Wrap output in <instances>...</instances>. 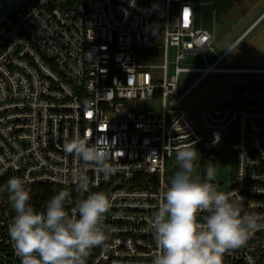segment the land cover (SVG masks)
Returning <instances> with one entry per match:
<instances>
[{
  "label": "built area",
  "instance_id": "obj_1",
  "mask_svg": "<svg viewBox=\"0 0 264 264\" xmlns=\"http://www.w3.org/2000/svg\"><path fill=\"white\" fill-rule=\"evenodd\" d=\"M156 39L159 57L153 55ZM213 43V34L196 28L192 0H27L6 18L0 25L2 264H21L8 235L15 212L7 181L18 177L28 189L50 185L77 192L72 175L83 162L64 150L76 138L108 150L116 168L108 179L95 166L86 171L89 192H103L111 202L104 221L108 240L91 250L86 264H152L157 249L149 225L170 186L167 160L184 144L204 154L222 145L231 149L237 172L223 192L264 225V110L250 94L234 99L231 108L182 110L211 74H264L219 69L228 53L208 65L205 54H215ZM191 55H200L206 67L181 68ZM184 72L200 79L179 97ZM157 95L160 114L137 108ZM222 264H264V227L244 246L226 251Z\"/></svg>",
  "mask_w": 264,
  "mask_h": 264
},
{
  "label": "clouds",
  "instance_id": "obj_2",
  "mask_svg": "<svg viewBox=\"0 0 264 264\" xmlns=\"http://www.w3.org/2000/svg\"><path fill=\"white\" fill-rule=\"evenodd\" d=\"M64 150L83 162L72 175L81 198L73 201L69 191L61 190L45 211H37L24 179L11 177L6 183L15 212L8 235L21 264H86L91 250L108 240L104 221L111 202L103 192H89L86 171L95 166L108 179L116 171L110 153L80 138L66 143ZM197 153L193 143L176 150L177 170L149 225L157 249L152 264H222L226 251L244 246L252 233L264 227L259 223L262 217L242 214L240 202L218 190L213 183L215 166L206 169L204 179L195 173ZM200 213H206L202 220Z\"/></svg>",
  "mask_w": 264,
  "mask_h": 264
},
{
  "label": "rangeland",
  "instance_id": "obj_3",
  "mask_svg": "<svg viewBox=\"0 0 264 264\" xmlns=\"http://www.w3.org/2000/svg\"><path fill=\"white\" fill-rule=\"evenodd\" d=\"M195 24L197 29L214 35L213 48L221 55L246 32L263 14L264 0H238L226 17H217L213 7L202 0H195ZM207 64L212 65L216 55L207 52ZM175 50H169L168 74L174 75ZM206 64L200 55L187 56L182 62L183 69H203ZM219 69L264 70V18H262L226 55ZM200 78L199 73L184 72L178 77V96L185 92ZM264 83V74L215 73L202 80L187 96L182 110L214 109L223 103L233 102L245 94H250L260 110H264V92L250 88L251 83ZM170 100V99H169ZM161 96L152 103H136L143 112L154 111L160 114ZM194 119V116L191 115ZM197 123V122H196ZM198 124V123H197ZM199 125V124H198ZM200 133L209 139L208 133L201 127ZM176 154L166 163V172L170 182L175 173ZM215 166L216 179L213 181L218 190L227 189L237 172L236 159L229 147H222L215 152L204 154L200 150L194 165V171L201 179L208 167Z\"/></svg>",
  "mask_w": 264,
  "mask_h": 264
},
{
  "label": "trees",
  "instance_id": "obj_4",
  "mask_svg": "<svg viewBox=\"0 0 264 264\" xmlns=\"http://www.w3.org/2000/svg\"><path fill=\"white\" fill-rule=\"evenodd\" d=\"M193 2L195 0H192ZM205 3L210 4L213 7L214 12L216 13L217 17H226L231 9L234 7L236 2L238 0H202ZM159 39V38H158ZM156 39L153 49V55L155 57H159L161 54V41ZM250 88L256 89L258 91L264 92V83H251ZM232 102L223 103L222 105L216 107L217 109H225V108H231ZM30 189V195H31V204L37 211H45L46 204L51 199L52 196L58 194L60 189L50 186V185H40L36 186ZM73 198V201H75L77 198H81L78 194V192H70ZM84 195V194H83ZM87 195H84L86 197ZM74 205V204H73ZM72 205H69L67 210ZM0 264L2 262L0 261Z\"/></svg>",
  "mask_w": 264,
  "mask_h": 264
},
{
  "label": "water",
  "instance_id": "obj_5",
  "mask_svg": "<svg viewBox=\"0 0 264 264\" xmlns=\"http://www.w3.org/2000/svg\"><path fill=\"white\" fill-rule=\"evenodd\" d=\"M27 0H0V25L14 11L20 9ZM177 168V166L175 167Z\"/></svg>",
  "mask_w": 264,
  "mask_h": 264
},
{
  "label": "crops",
  "instance_id": "obj_6",
  "mask_svg": "<svg viewBox=\"0 0 264 264\" xmlns=\"http://www.w3.org/2000/svg\"><path fill=\"white\" fill-rule=\"evenodd\" d=\"M264 15V14H263ZM263 15L261 16V17H263ZM261 17L257 20L258 22H259V20H261ZM256 21V22H257ZM251 28V27H250ZM250 28L246 31V32H244L239 38H238V40L235 42V43H233L227 50H225L221 55H217V53H216V51H215V55H216V57L218 58V57H220V56H223V55H225L226 53H229V51L250 31ZM207 31V30H206ZM215 50V49H214ZM217 58H216V60H217ZM225 59V58H224ZM223 59V60H224ZM216 60H215V62H216ZM214 62V63H215ZM223 62V61H222ZM221 62V63H222ZM213 63V64H214ZM239 70H250V69H239ZM200 79V78H199ZM199 79L194 83V85L199 81ZM204 80V79H203ZM194 85H192V86H194ZM191 86V87H192ZM176 166H177V164H176ZM175 166V167H176Z\"/></svg>",
  "mask_w": 264,
  "mask_h": 264
}]
</instances>
